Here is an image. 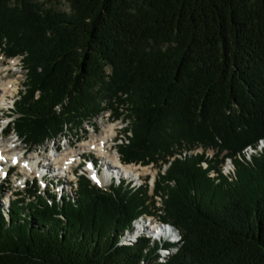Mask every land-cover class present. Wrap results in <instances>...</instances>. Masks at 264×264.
I'll use <instances>...</instances> for the list:
<instances>
[{"label":"trees","instance_id":"trees-1","mask_svg":"<svg viewBox=\"0 0 264 264\" xmlns=\"http://www.w3.org/2000/svg\"><path fill=\"white\" fill-rule=\"evenodd\" d=\"M64 1L0 0V53L26 72L4 134L33 147L104 112L126 121L123 163L170 164L154 193L180 242L124 244L148 189L82 175L70 197L34 181L0 206V264H264V150L237 157L264 140V0Z\"/></svg>","mask_w":264,"mask_h":264},{"label":"rangeland","instance_id":"rangeland-1","mask_svg":"<svg viewBox=\"0 0 264 264\" xmlns=\"http://www.w3.org/2000/svg\"><path fill=\"white\" fill-rule=\"evenodd\" d=\"M33 1L42 4L45 9H50V10L57 12V13H64V14L69 13L68 6L64 0H58V1H55V0H33ZM12 60H14L15 64H17L15 66V68L11 66ZM1 67L2 68L3 67L8 68V71L2 73L0 76L3 80H5V79H17L18 82L20 83V84H18L19 90L17 89V91L12 96H9L8 99H6V102L4 103L3 108L0 110V139H1V142L4 143L8 139L13 138V140L17 141L16 144L18 145L19 150H22V154H25L24 159L32 157L35 154H38L40 156L39 164H42V165L45 164L46 166H51V168H49V171H50L49 175L50 176H48L47 179L44 178L43 181L39 180V177L43 173L42 170L39 171V170L35 169V171L29 172L28 170H24V169L22 170L21 167H19L18 165L15 167L9 166V168H7L5 170V172H7L6 179L0 180V188H1L0 206L2 207V209L4 211H7L9 201L16 199L17 198L16 195H19V197L26 199L27 198V194L25 192L26 187H27L26 184H30L33 180H35V181L37 180V183H38L37 187H38V191L40 193H43L44 190L46 189L44 187V183L45 184L48 183L47 186L49 187V190L51 191L52 189L49 185V182L51 181L55 185V183L57 181H59L60 184H58V188L57 189L54 188L53 191L56 192L57 196H59V197L61 196L62 193L65 195H68L70 197L73 194L72 193L73 192L72 191V185L74 182V181H72L74 178L73 175L76 174V178H77V175L86 174L88 176V173H86V170L89 171V170H93V169L94 170L99 169V172H101L103 175V172H105V167H106L105 165L107 163H109L108 162L109 159H107V158L105 159V158L99 156L98 153H95L93 151L92 152L87 151V152H84L83 155L81 154L82 156L75 159V162L72 164V168H71L67 177H65L64 174L59 175V176H54L53 174H57L56 169H52V167L54 165L51 162V158H52L54 149L56 148L57 152H59L60 154L67 151L68 148L72 149L74 152L86 149V148H84V147H86L85 145L90 143L94 136H97V137L104 136L106 128L109 127V125L113 124L115 126L116 130L113 131L114 133H113L112 139L109 140L108 146H110L109 147L110 154L116 153L118 155L117 150H116L117 145L119 144L118 140H119V138H121L120 135H125L124 129L129 128L128 123H126V121L122 122L121 120H115L110 116V112H104L100 116L96 117L94 120L90 121L89 123H85L80 129H76L73 131H67V132H65L64 135L60 136L58 139L46 140L40 146L28 147V146L24 145L23 142H21V140L16 136V134L13 131H10L8 134H4V132H2V130L7 125V123L11 122L16 117L15 115L11 114V111L13 110V103L18 98V95H19L18 93L20 91L21 92L23 91L22 85H23V82L25 79L26 72L21 67V59H19V58H15V59L6 58L5 56H3L0 53V68ZM0 85H1V83H0ZM7 103H8V105H6ZM7 108H9V110H6ZM130 137H131V135H130ZM247 151H248L246 153L247 158H250L252 156V153H255L252 150L250 151V149H248ZM210 154L213 156L214 153L212 154V152H210ZM237 157H238V159L239 158L244 159V158H242V154H241V156H237ZM79 162L81 163V165H79ZM90 163L92 165L94 164L92 168H89V167H91ZM149 165H151V166L140 168V169L147 168V169H149L148 173L151 172L150 174L143 175L144 177H141V180H145L146 176L150 177V181L147 184H145L146 188L148 189V196L151 198V200H150L151 204H149V208H150L149 216L150 217L153 216L159 221L158 216L160 215V213H159L158 209L162 208V200H161V198H156L157 194L154 193V189H155V185H156V181H157L158 177L165 175L170 164H168V165L166 164L167 166H165V164H162V162H160V160H159L157 162V165H154L152 163ZM127 167H132V169L135 168L133 165H130ZM37 171H39V172H37ZM226 179L231 181L230 178H226ZM141 183L142 182H140V184ZM54 185H53V187H54ZM142 185H143V183H142ZM102 187H103V189H107L108 184L107 185L104 184V186H102ZM61 189L63 191H61ZM155 221L153 219H149V218H145V217L139 219L136 222L137 224H136L135 229H134L135 236L133 237L134 233L131 235H128L127 239H125L123 243H125V242L130 243V241H131V243L135 242L134 239L137 238L138 235H139V237H141V236L147 237L146 236V234H147L148 236L153 237L151 235V233L149 232V230L156 229L159 226L164 227L163 224H158L157 222L155 223ZM139 224L144 225L146 227L149 226V227L147 230L145 228L143 230H139V227H138V226H140ZM168 228H171V227L165 225V235L166 234L168 235V233H169ZM171 229H172V231H174V233H172L171 235H168V236L166 235L165 241L169 238L168 241L173 240L176 242H180L179 241L180 236H179L178 232L175 231L173 228H171ZM160 236L161 235L158 234L157 236H154V237H156L157 240L158 239L160 240ZM175 252H176V249L174 248L173 250L170 251V255L175 253ZM160 253H161V255L164 254L163 251H160ZM167 255H165V256L167 257ZM166 257L163 258L162 260H159V262L164 263L168 258V257L167 258Z\"/></svg>","mask_w":264,"mask_h":264},{"label":"bare ground","instance_id":"bare-ground-1","mask_svg":"<svg viewBox=\"0 0 264 264\" xmlns=\"http://www.w3.org/2000/svg\"><path fill=\"white\" fill-rule=\"evenodd\" d=\"M16 58L21 59V67H22V58L21 57H16ZM12 59H15V58H12ZM16 65L17 64H15V61L12 60L11 66L15 68ZM6 71H8L7 67H5V68L1 67L0 68V76L2 73L6 72ZM0 83H1V85H0V110H1L3 108L4 103L6 102V99H8L9 96H12L17 91L18 84H20V83L18 82L17 79H5V80H3L1 77H0ZM6 105H8V103ZM114 130H116L115 126L113 124L109 125V127H107L105 130L104 136H100V137L94 136L92 141L90 143H88L87 145H85L86 147H84V148H86V149H83L81 151L74 152L72 149L68 148V150L65 151L66 153L64 152V153L60 154L59 152H57V150L55 148L53 155H52V158H51V162L54 165L52 167V169H56L57 174H53V175L59 176V175L64 174V176L67 177L70 170H71L72 164L75 162V159L82 156L84 152H87V151L92 152L93 151L95 153H98L99 156H101L105 159L106 158L109 159L108 160L109 163H107L105 165L106 166L105 167V173H103V174H106L108 176V186L112 182L114 183L115 186H118L123 182V184L125 186L128 185L129 188L135 189V188H138V187H141V186H144L145 184H147L150 181V177H148L147 182H142L141 175L139 174V172L137 170L139 168L148 167L151 165H145L144 166V165L135 164V163L120 164L119 158H118L119 155H117L116 153L110 154V150H109L110 146H108V144H109V140L112 139ZM120 136H121V138H119V140H118L119 144H121L123 141H125L126 134L120 135ZM16 143H17V141L13 140V138L8 139L4 143H2L1 139H0V175H2L5 172V170L7 168H9V166H12V165L17 166L18 165L19 167H21L22 170L23 169L28 170L29 172L35 171V169H37L39 171L42 170L43 171L42 175L44 177L50 176L49 175L50 174L49 168H51V166H46L45 164H43V165L39 164L40 156L38 154H35L32 157L24 159L25 154H22V150H19V147ZM249 149H250V151L252 150L253 152H255V153H252V156H258L264 150V141L263 140L259 141L255 147H251V148L249 147ZM247 150H248V147L242 153V158H244L245 160L248 161L251 159L252 156L250 158H247V154H246L248 152ZM210 152H212V151L206 150L203 152V150L201 148H196L192 151L184 153V155L185 154L190 155V154L205 153L206 157L212 158V155L210 154ZM203 163H202V166L204 165L203 168L206 169L207 164L205 162H203ZM130 165H133L135 168L132 169V167H127ZM167 165H165V166H167ZM90 168H92V167H90ZM144 169H147V168H144ZM39 171H37V172H39ZM89 171L91 173L90 178L94 182H96L97 176L94 175L96 173H92L93 171H91V170H89ZM221 172L223 175L228 176V177L234 176V168H233V165H232L230 159H225V161L222 165V168H221ZM150 173L151 172H149L148 174H150ZM212 175L214 176V173H211V176ZM77 176H79V175H77ZM73 177L74 178L72 181H74V182L72 185V191H74L76 189V181H77L76 175H73ZM140 182H142L143 185H142V183L140 184ZM105 185H107V184H105ZM102 186H104V185H102ZM156 198H161V197L157 196ZM143 217L153 219L154 221L156 220L155 223L157 222L158 224H162L160 221H158L153 216H151V217L150 216H143ZM143 217H141V218H143ZM141 218H139V219H141ZM135 224H137V223H135ZM163 225H164V227L159 226L156 229L149 230V232L151 233V235L153 237L148 236L147 234H146V236L154 242H159V243L167 242L168 244H173V245H176L177 243H179V242H176L173 240L168 241L169 238L165 241V237L167 234L165 235V224H163ZM166 226H168V225H166ZM138 227H139V230H143L144 228L147 230L149 226L146 227L144 225H140ZM171 228H173V227H171ZM171 228H168V232H169V233L167 232L168 235H171L172 233H174V231H172ZM158 234L161 235L160 240L159 239L157 240V238L154 237V236H157ZM134 236H135V232L133 234V237ZM138 237H139V235H138ZM137 238H135L134 240H136ZM179 241H180V239H179ZM124 244H131V241H130V243L125 242ZM160 251H163L165 255L168 254L167 255V257H168L170 255L171 250L160 249ZM164 254L161 255L160 260H162L163 258L166 257Z\"/></svg>","mask_w":264,"mask_h":264},{"label":"built area","instance_id":"built-area-1","mask_svg":"<svg viewBox=\"0 0 264 264\" xmlns=\"http://www.w3.org/2000/svg\"><path fill=\"white\" fill-rule=\"evenodd\" d=\"M209 151H212V150H209ZM212 154H213V151H212ZM137 171L139 172V174L141 175V177H144L143 175L148 174L149 169H140L139 168ZM147 180H148V177L146 176V179L145 180H142V182H147ZM101 188H103V187H101Z\"/></svg>","mask_w":264,"mask_h":264}]
</instances>
